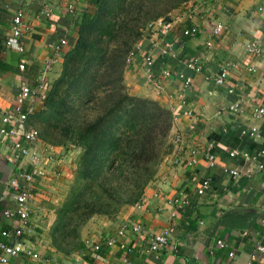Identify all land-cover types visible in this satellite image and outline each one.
Listing matches in <instances>:
<instances>
[{
    "label": "crops",
    "instance_id": "1",
    "mask_svg": "<svg viewBox=\"0 0 264 264\" xmlns=\"http://www.w3.org/2000/svg\"><path fill=\"white\" fill-rule=\"evenodd\" d=\"M95 3L0 0V61L5 66L0 70V116L10 110L22 84L33 88L42 76L49 86L58 77L63 53L54 55L50 45L64 37L67 45L63 51L67 49L76 36L74 19L80 13H91ZM42 4L52 9L48 17L38 14ZM68 4L74 6L71 14L65 9ZM17 8H21L26 23L19 39L21 52L3 43ZM216 22L223 28L213 37L210 29ZM192 24L198 31L184 35L182 30ZM152 29L135 45L123 82L130 94L153 99L173 114L168 133L171 150L162 158L154 177L136 202L122 206L111 217L90 216L79 227L73 247L57 252L50 230L81 149L39 137L42 143L54 146L55 159L45 176L36 181L28 218L20 223L16 217L2 216L3 209L13 207L8 181L16 173L17 161L10 149V137L0 133V232L21 227L18 239L0 235V241L11 244L19 240L49 258L44 261L17 255L0 264H243L249 254H254L252 264H264V152L259 153L264 150V117L250 116L254 108L264 106V0H193ZM168 41L173 42V51L161 54L160 48ZM252 42L258 52L248 50ZM146 55L150 56L149 65L144 63ZM21 58L28 80L17 67ZM48 58L51 63L45 66ZM222 68L226 75L218 85L213 79ZM179 75L190 78L184 91ZM28 81L35 84L31 86ZM43 101L38 96L31 99L34 114L43 108ZM234 102L238 104L236 111L229 109ZM34 114L28 122L37 127ZM2 126L6 127L0 120ZM251 127L255 128L252 133ZM176 135L181 137L178 143L173 141ZM207 154L214 157L212 168L206 167ZM261 162L263 167L258 169ZM229 169H236L237 174L230 175ZM204 176L209 177V185L199 194L195 189ZM182 195L188 203L174 207L171 201ZM124 222L139 223L148 232L170 226L166 245L149 252L144 237L127 229L120 238L127 250L120 248L116 231ZM109 239L115 242L107 244ZM216 239L225 245L217 248Z\"/></svg>",
    "mask_w": 264,
    "mask_h": 264
},
{
    "label": "trees",
    "instance_id": "2",
    "mask_svg": "<svg viewBox=\"0 0 264 264\" xmlns=\"http://www.w3.org/2000/svg\"><path fill=\"white\" fill-rule=\"evenodd\" d=\"M191 1L96 0L91 13L74 19L76 36L63 51L61 71L46 90L43 108L31 114L40 139L81 149L50 230L57 252L73 247L79 227L90 216L111 217L136 202L154 177L173 114L127 90L123 75L134 51L127 31L140 36L134 21L146 30ZM20 74L29 79L25 67ZM79 112L86 114L79 117Z\"/></svg>",
    "mask_w": 264,
    "mask_h": 264
},
{
    "label": "built area",
    "instance_id": "3",
    "mask_svg": "<svg viewBox=\"0 0 264 264\" xmlns=\"http://www.w3.org/2000/svg\"><path fill=\"white\" fill-rule=\"evenodd\" d=\"M197 3L203 2V0H196ZM65 9L68 13H72L74 6L68 4L65 6ZM52 12V9L49 5L42 4L38 12L39 16L48 17ZM161 19L156 20L152 24L148 25L149 28H152L155 25L161 24ZM223 28V25L220 22L214 23L210 29L211 36L218 35ZM26 30V23L22 17L21 8H17L10 17V29L9 34L4 39L3 43L7 47H14L17 51H22V45L19 42V39L22 33ZM198 31V26L192 24L182 30L184 35H194ZM207 45L210 42H206ZM67 43L64 37L59 38L55 43L51 44V50L54 55H59L63 53V49L66 47ZM174 49V44L172 41L166 42L161 48V54L171 53ZM248 50L252 52H258V46L255 43H250L248 45ZM25 60L23 58L19 59L18 69L22 70L24 67ZM51 63V58H48L45 62V66H49ZM144 63L146 65L150 64V56H144ZM264 66V59L262 61ZM188 67L197 70V68L192 64L188 63ZM165 76H169V72H164ZM226 75V70L222 68L219 73L214 77L215 84H222ZM181 79V90L184 91L190 85V78L179 75ZM158 87V86H157ZM48 89L47 83H45L43 77L41 76L33 88H30L26 84H22L18 91L15 93L12 99V105L10 110L4 111L0 120L3 125L0 127V133L6 134L10 137V149L14 155V160L17 161V168L15 175L8 181V185L12 190V200L13 207L5 208L2 210V216L5 218L16 217L18 222L24 223L28 218L29 203L35 195L36 190V181L43 178L46 174L47 167L55 159L54 155V146L49 143H42L39 140V131L38 128L32 126L28 122L29 116L34 112V106L31 104V99L33 97H40L44 99L46 90ZM231 89H228V92H231ZM229 109L236 111L238 109L237 102H234L229 106ZM189 111L187 115H189ZM251 118H263L264 117V106H259L254 108L250 113ZM255 130L254 127L250 128V133ZM181 137L176 135L174 137V142L178 143ZM264 150H260L259 153L262 154ZM232 154H236L234 150L231 151ZM246 157L247 155L244 154ZM206 167L212 168L215 164L214 157L212 154L206 155ZM192 161L189 162L191 164ZM263 167V163H259L257 168L260 169ZM228 173L230 175H236V169H229ZM209 177H203L199 179L196 186V192L201 194L209 185ZM172 204L174 207H182L188 203L185 195H182L179 198L173 199ZM129 229L136 235H141L144 237L147 243V250L149 252H156L162 248L167 243L168 234L171 231V227L167 226L162 228L157 232H148L143 229L139 223H122L117 231L116 235L118 237L117 244L120 248L126 249L125 244L120 240L124 235L125 231ZM0 235L3 238H16L18 239L21 235V227L15 226L11 230H3L0 232ZM114 239H109L107 244L114 243ZM225 245L224 241L220 239L215 240V246L221 248ZM94 248H98V245H94ZM127 250V249H126ZM263 252V250H261ZM24 255L27 258L34 260H44L48 261L49 258L43 257L37 251L31 249L30 247L23 246L19 240H15L11 244H7L4 241H0V263H4L9 256ZM254 254H249L245 259L243 264H252Z\"/></svg>",
    "mask_w": 264,
    "mask_h": 264
},
{
    "label": "rangeland",
    "instance_id": "4",
    "mask_svg": "<svg viewBox=\"0 0 264 264\" xmlns=\"http://www.w3.org/2000/svg\"><path fill=\"white\" fill-rule=\"evenodd\" d=\"M170 14V13H169ZM168 14V15H169ZM134 25H138L139 27H138V29H137V31H138V33L140 34V36L138 35L137 36V32H135V30H132V32H129V31H127V43L129 42V43H131V46L134 48L135 47V45L140 41V40H142L145 36H146V34L148 33V34H150V31L149 30H151L152 28H147L146 30L144 29H142V26H140L141 24L139 23V22H135L134 21ZM153 30V29H152ZM128 43V44H129ZM86 114V113H85ZM84 113H82V112H79V117H83L84 115H85ZM36 125H37V128L39 129V125H38V123H37V121H36ZM170 140H169V138L167 137V139H166V141H165V144L162 146V150H164V152L165 153H163L162 154V156H161V160L159 161V163H158V165H157V168H158V166H159V164H160V162L162 161V158L171 150V148H170ZM68 144V143H67ZM75 166H76V162H75ZM156 168V169H157ZM75 169V168H74ZM73 173H74V171H73Z\"/></svg>",
    "mask_w": 264,
    "mask_h": 264
}]
</instances>
